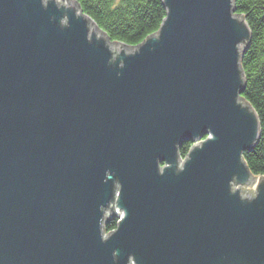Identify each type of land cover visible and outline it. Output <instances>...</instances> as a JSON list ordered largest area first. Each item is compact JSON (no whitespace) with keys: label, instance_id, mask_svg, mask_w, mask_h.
<instances>
[{"label":"water","instance_id":"95a60500","mask_svg":"<svg viewBox=\"0 0 264 264\" xmlns=\"http://www.w3.org/2000/svg\"><path fill=\"white\" fill-rule=\"evenodd\" d=\"M236 2L163 0L129 46L76 0H0V264H264Z\"/></svg>","mask_w":264,"mask_h":264},{"label":"trees","instance_id":"16d2710c","mask_svg":"<svg viewBox=\"0 0 264 264\" xmlns=\"http://www.w3.org/2000/svg\"><path fill=\"white\" fill-rule=\"evenodd\" d=\"M113 42L129 46L141 44L156 33L166 18L163 0H76ZM237 13L244 15L252 37L241 58L246 82L242 97L256 111L261 136L255 146L243 153V159L253 176H264V0H237ZM192 142L179 149L185 158ZM114 223L105 227L110 230Z\"/></svg>","mask_w":264,"mask_h":264},{"label":"flooded vegetation","instance_id":"af4514ba","mask_svg":"<svg viewBox=\"0 0 264 264\" xmlns=\"http://www.w3.org/2000/svg\"><path fill=\"white\" fill-rule=\"evenodd\" d=\"M120 219H121V217H120V214H118V213L110 216L108 224L104 225V229H105V227H107L111 223H114V225L110 230L105 229L104 233L107 235L108 233L113 232L117 228L118 222L120 221Z\"/></svg>","mask_w":264,"mask_h":264},{"label":"rangeland","instance_id":"374dc122","mask_svg":"<svg viewBox=\"0 0 264 264\" xmlns=\"http://www.w3.org/2000/svg\"><path fill=\"white\" fill-rule=\"evenodd\" d=\"M116 229H117V228H116ZM116 229H115V230H116Z\"/></svg>","mask_w":264,"mask_h":264}]
</instances>
